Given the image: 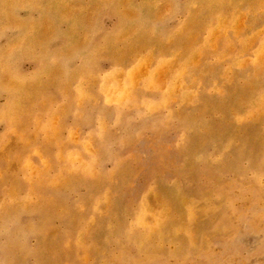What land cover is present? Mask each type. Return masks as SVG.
Listing matches in <instances>:
<instances>
[{
	"label": "rangeland",
	"instance_id": "obj_1",
	"mask_svg": "<svg viewBox=\"0 0 264 264\" xmlns=\"http://www.w3.org/2000/svg\"><path fill=\"white\" fill-rule=\"evenodd\" d=\"M0 264H264V0H0Z\"/></svg>",
	"mask_w": 264,
	"mask_h": 264
},
{
	"label": "bare ground",
	"instance_id": "obj_2",
	"mask_svg": "<svg viewBox=\"0 0 264 264\" xmlns=\"http://www.w3.org/2000/svg\"><path fill=\"white\" fill-rule=\"evenodd\" d=\"M15 222V221H14Z\"/></svg>",
	"mask_w": 264,
	"mask_h": 264
}]
</instances>
